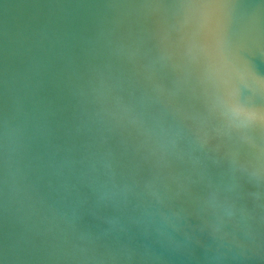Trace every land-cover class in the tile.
Returning <instances> with one entry per match:
<instances>
[{"label":"water","instance_id":"95a60500","mask_svg":"<svg viewBox=\"0 0 264 264\" xmlns=\"http://www.w3.org/2000/svg\"><path fill=\"white\" fill-rule=\"evenodd\" d=\"M0 264H264V0H0Z\"/></svg>","mask_w":264,"mask_h":264}]
</instances>
